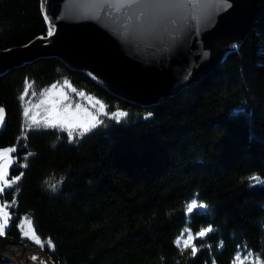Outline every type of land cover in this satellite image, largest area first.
I'll use <instances>...</instances> for the list:
<instances>
[{"label": "trees", "instance_id": "trees-1", "mask_svg": "<svg viewBox=\"0 0 264 264\" xmlns=\"http://www.w3.org/2000/svg\"><path fill=\"white\" fill-rule=\"evenodd\" d=\"M42 3L0 0V50L48 36ZM258 6V20L212 72L153 104L116 95L58 56L0 72V148L14 147L9 175L20 177L1 194L6 237L41 248L54 264L264 259V0ZM55 84L72 102L103 104L102 123L71 137L27 126L25 105ZM120 111L128 115L116 121ZM193 200L206 207L189 213ZM25 218L40 243L21 237ZM187 231L191 241L177 243ZM6 246L0 264H13L16 245Z\"/></svg>", "mask_w": 264, "mask_h": 264}, {"label": "water", "instance_id": "water-1", "mask_svg": "<svg viewBox=\"0 0 264 264\" xmlns=\"http://www.w3.org/2000/svg\"><path fill=\"white\" fill-rule=\"evenodd\" d=\"M259 1L168 0L173 15L159 22L142 15L140 0H45L54 34L0 50V72L58 56L116 95L153 104L212 72L258 20ZM5 243L24 247L6 234Z\"/></svg>", "mask_w": 264, "mask_h": 264}, {"label": "snow or ice", "instance_id": "snow-or-ice-1", "mask_svg": "<svg viewBox=\"0 0 264 264\" xmlns=\"http://www.w3.org/2000/svg\"><path fill=\"white\" fill-rule=\"evenodd\" d=\"M125 7H128L125 5ZM137 7L142 8L143 12L142 15H144L147 19L156 20L159 22H165L167 21L172 15H173V5H171L168 0H140V3L137 4ZM47 18V17H46ZM181 25H184V21H180ZM54 34V29L49 28L48 35L51 36ZM202 57H207V52L201 53ZM28 87H31L30 85ZM56 89V85H53L51 89L48 90L49 95H53V90ZM28 88H25V93H27ZM75 91V89H73ZM35 95V93H33ZM43 95V93H42ZM55 95H58L63 98V100L67 99V96L63 92L55 93ZM80 95H83V93H80ZM42 103L44 101H41ZM62 103V100H51V108L47 113V116L45 117L43 123L46 126H53V127H60L62 130H68L69 136L71 137L73 135V130L80 129L82 130V133H87L90 131V128H95L98 124L102 123L98 119L96 115H93L91 112H89L87 109H81L79 105L76 106V109L73 110L71 105L65 106L63 109L59 108L58 105ZM100 108L104 109V105L100 104ZM30 109L25 108L24 115L25 117L29 116ZM112 118L116 121H120L123 117H126L128 114L126 112L120 111V112H113ZM33 124H38L39 121L36 119L35 116L31 117ZM4 120V110L3 108H0V125H2ZM15 151V149H4L3 151H0V161H3L0 163V182H3L5 186L10 187V184L8 180L6 179L7 173H8V167L9 164L12 163L11 157L9 155L10 152ZM20 177H15V181H18ZM255 180H259L258 177L253 178ZM13 181V183L15 182ZM262 185H264V180L259 181ZM251 186V184H250ZM3 189H0L2 191ZM8 206H0V237L5 236L6 230L9 228V214L5 210ZM206 205L203 204H197L196 200H193L190 204L187 205V211L189 213L193 212L196 208H204ZM32 222L29 220L27 221V227L28 231L24 232V236H28L29 232L32 231ZM210 231V229H205L204 231H201L198 233V236L203 237L206 232ZM33 238L36 239V243H40L39 239L35 237V233L32 232ZM192 239L191 234H189V240ZM180 241L178 240L177 243ZM49 245L52 244V241L49 240L47 242ZM184 243L187 245V241H184ZM196 249L193 248V254H195ZM35 259V257H33Z\"/></svg>", "mask_w": 264, "mask_h": 264}, {"label": "rangeland", "instance_id": "rangeland-1", "mask_svg": "<svg viewBox=\"0 0 264 264\" xmlns=\"http://www.w3.org/2000/svg\"><path fill=\"white\" fill-rule=\"evenodd\" d=\"M44 4H45V0H43V3H42L43 10H44ZM44 13H45V11H44ZM48 26H49L48 28L51 27L54 29L52 24L49 23ZM46 39L49 40V35L46 36ZM55 85H56V89L53 90V95L48 94V90L51 89L53 86V85H50V86L46 87L45 89H43L38 96L31 98V100L33 102L30 105H28V104L25 105V108L30 109L29 116L25 117V115H24V119H25L27 126H30V127H36L35 125H37V127L39 125L46 126L43 123V121H44L45 117L47 116L48 111L51 108V104H50L51 100H62V103H60L58 105V107L61 109H63L67 105H71L72 109L75 110L76 106L79 105L81 109H87L93 115H96L99 119V114L102 113V110L100 109V107H98L96 104H94L93 107H89L85 103H81L79 101L72 102V100L69 99L65 89L61 85H58V84H55ZM58 92H63L67 96V99L63 100L62 97L55 95V93H58ZM42 93H43V95H42ZM41 101H44V102L42 103ZM0 108H3V107H0ZM33 116H35L36 119L39 121L38 124H33L32 119H31V117H33ZM4 122H5V111H4V120H3L2 125H0V130L2 129V127L4 125ZM47 127H53V126H47ZM54 128L61 129L58 126L54 127ZM65 131L69 132L68 130H65ZM74 132L81 133L82 130L75 129V130H73V133ZM4 149H14V147L0 148V151H3ZM12 152L9 153L12 163L9 164L8 173H7V177H6L10 186L13 184V181H15V178H10V175H9V169L15 161V159L12 155ZM2 162L3 161H0V163H2ZM9 188L10 187L5 186L3 184V182H0V189H3L2 191H0V206H4V205L8 206L5 210L8 212L9 217L11 219V215L9 213L8 203L1 200V194ZM0 219H2V218H0ZM27 221H29V220H27L25 218L19 224V230L21 233V237L23 239H29L31 242L35 243L36 239H34L33 235H32V232H34L32 225H31L32 231L29 232L28 236H24V232L29 230L27 227ZM9 226H10V220H9ZM189 234H191V233L187 231L178 240L183 244H185L184 241H187V244H188L191 241V240H189ZM191 236H192V234H191ZM35 237H36V235H35ZM22 244H24V243L22 242ZM6 245H8V244L5 243L3 245L4 248H7ZM8 253H9V255H7V256H10L13 264H54L52 262V260L50 259V257L48 256V254L45 253L41 248H36V247L28 246V245H26L24 247H22L21 245H16L15 250H13L12 252H8ZM33 257H35V259H33ZM232 264H264V259L254 255L252 253H245L243 255L237 254V256L235 257Z\"/></svg>", "mask_w": 264, "mask_h": 264}]
</instances>
